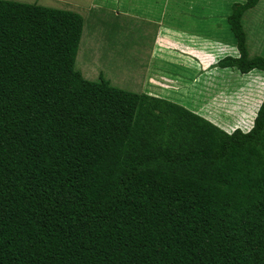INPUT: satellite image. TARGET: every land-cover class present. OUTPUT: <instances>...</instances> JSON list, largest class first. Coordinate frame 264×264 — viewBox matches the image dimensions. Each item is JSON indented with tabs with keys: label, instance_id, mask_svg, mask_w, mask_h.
I'll use <instances>...</instances> for the list:
<instances>
[{
	"label": "trees",
	"instance_id": "16d2710c",
	"mask_svg": "<svg viewBox=\"0 0 264 264\" xmlns=\"http://www.w3.org/2000/svg\"><path fill=\"white\" fill-rule=\"evenodd\" d=\"M239 56L264 75L244 15ZM84 18L0 0V264H264V102L249 133L76 70Z\"/></svg>",
	"mask_w": 264,
	"mask_h": 264
},
{
	"label": "rangeland",
	"instance_id": "374dc122",
	"mask_svg": "<svg viewBox=\"0 0 264 264\" xmlns=\"http://www.w3.org/2000/svg\"><path fill=\"white\" fill-rule=\"evenodd\" d=\"M73 11L84 20L76 70L89 81L166 100L226 132H248L264 75L221 69L239 56L228 17L244 0H5ZM137 15L139 18L132 17ZM249 55L264 57V0L244 15Z\"/></svg>",
	"mask_w": 264,
	"mask_h": 264
},
{
	"label": "clouds",
	"instance_id": "9594fccd",
	"mask_svg": "<svg viewBox=\"0 0 264 264\" xmlns=\"http://www.w3.org/2000/svg\"><path fill=\"white\" fill-rule=\"evenodd\" d=\"M258 112V111H257ZM256 116H257V114H256ZM256 116H255V118H256ZM255 120V119H254ZM253 123H254V121H253ZM253 127V126H252ZM252 129V128H251ZM251 129L248 131V132H244V133H249L250 131H251Z\"/></svg>",
	"mask_w": 264,
	"mask_h": 264
},
{
	"label": "crops",
	"instance_id": "0c3cea01",
	"mask_svg": "<svg viewBox=\"0 0 264 264\" xmlns=\"http://www.w3.org/2000/svg\"><path fill=\"white\" fill-rule=\"evenodd\" d=\"M132 17H135V18H139V16H137V15H132V14H130Z\"/></svg>",
	"mask_w": 264,
	"mask_h": 264
}]
</instances>
